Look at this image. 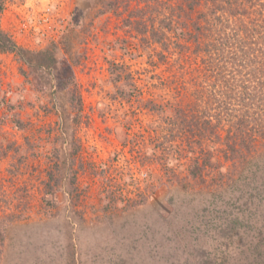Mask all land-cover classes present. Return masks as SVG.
<instances>
[{
	"label": "rangeland",
	"instance_id": "374dc122",
	"mask_svg": "<svg viewBox=\"0 0 264 264\" xmlns=\"http://www.w3.org/2000/svg\"><path fill=\"white\" fill-rule=\"evenodd\" d=\"M102 1L0 0V31L31 57L57 52L53 86L61 88L70 74L76 82L67 91L30 85L18 56L0 52V219L14 224L13 240L0 242V264H264V136L244 143L254 157L241 161L217 151L226 129L217 127L210 150L221 173L202 165L203 185L192 179L189 158L200 153L188 154L179 142L175 150L160 147L167 121L145 101L176 106L186 97L183 85L198 79L200 57L172 48L160 60L156 45L145 50L124 28L142 0H118L124 3L115 16L98 14ZM233 24L226 21L227 34ZM114 41H125L135 56L112 54ZM109 61L123 65L124 82L111 78ZM121 90L132 95L120 100ZM71 93L81 99L78 126L70 122ZM65 124L78 147L70 157L78 196L61 193L56 208L46 209L44 154L64 139L58 127ZM179 183L189 185L185 192L200 186L210 200L177 229L158 212L169 197L187 198Z\"/></svg>",
	"mask_w": 264,
	"mask_h": 264
},
{
	"label": "trees",
	"instance_id": "16d2710c",
	"mask_svg": "<svg viewBox=\"0 0 264 264\" xmlns=\"http://www.w3.org/2000/svg\"><path fill=\"white\" fill-rule=\"evenodd\" d=\"M122 3L118 0H103L98 14L115 16L118 6ZM141 3L136 8L137 11L130 13L123 23L124 28L133 30L141 38L140 43L145 50L150 51L149 46L156 45L159 48L156 54L160 60L165 54L170 53L172 48L178 49V52H191V55L200 57L198 69L201 72L193 76L198 79L188 80L183 85L184 92L180 93L183 98L186 97L175 102L176 106L172 104L163 106V103L157 104L150 99L145 101V106L151 112L161 114L162 119L167 121V133L159 146L175 150L172 145L179 142L185 150H188V154L198 151L199 156L189 158L191 161L189 174L192 179L201 180L203 185L204 180L200 171L202 165L211 170L212 167L217 169L218 175L221 173L218 159L216 158L213 163L211 161L213 152L210 149L219 138L215 133L216 128L224 125L225 136L217 143H222L225 147L217 151H221L223 156L229 153L241 161L251 162V157L252 159L254 157L251 153L252 149L250 150L244 143L252 146L250 143L257 139L256 135L264 136V0H142ZM1 9L2 6L0 11ZM79 9L74 13L80 11ZM87 11L88 9L84 10ZM132 18L135 20L132 21ZM231 19L235 25L232 26V33L227 34L225 23ZM125 44V41H114L110 48L113 50L112 54L119 50L128 55L130 49L125 47ZM0 52L14 53L18 56L22 63L20 69L22 75L26 79L32 78L30 81L28 79L30 85H33V81L38 85L42 83L54 85V78L56 79L57 76L52 78V68L57 63L55 57L57 52L46 54L43 51L31 57L30 52L16 47L2 31H0ZM130 55L135 56V51L130 52ZM242 69L244 74H247L245 79L233 78L232 71L242 77ZM124 72L121 63L109 61V75L113 80L124 82ZM69 76L71 78L67 79L66 84L59 87L60 89L57 86L53 87L63 91L68 87L74 88L76 86L74 76L71 74ZM129 76L130 74H127L128 78ZM185 92H188V96ZM116 95L120 100L129 99L132 91L131 94L128 92L126 94L121 90L116 92ZM69 99L75 111V116L70 118V122L72 126H78L81 122V99L74 93L69 95ZM12 121L16 127H21L18 120ZM65 125L58 127L64 130V139L49 150L48 157L44 154L47 161L46 180L41 185L44 193L42 201L46 209L56 208L61 193L73 199L78 196L76 173L72 172L71 167L73 159L70 163V157L76 154L78 147L76 141L68 134L69 124ZM212 142L214 145H210ZM241 148H245L246 151H242ZM207 154L209 157H206ZM200 157L204 158V163L202 160L199 164ZM179 185V190H183L187 198L169 197L163 205L167 209L163 208L158 212L159 218H164L168 227L175 225L177 229V225L185 224L186 219L196 214V211L210 200H206L207 194L200 186L197 189L194 186L192 192H185L189 189V185L186 186L185 183ZM207 206L206 203L205 207ZM13 227L14 224L10 220L0 219V242L13 240L11 232ZM37 236L45 238L44 235L32 233L28 235L31 239ZM73 264H75L74 260Z\"/></svg>",
	"mask_w": 264,
	"mask_h": 264
}]
</instances>
